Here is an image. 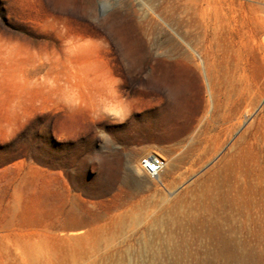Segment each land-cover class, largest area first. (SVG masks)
I'll use <instances>...</instances> for the list:
<instances>
[{"label":"rangeland","instance_id":"obj_1","mask_svg":"<svg viewBox=\"0 0 264 264\" xmlns=\"http://www.w3.org/2000/svg\"><path fill=\"white\" fill-rule=\"evenodd\" d=\"M255 1L234 13L245 30L264 17ZM202 2L0 0V264H264V94L213 120L238 56L221 48L203 115ZM246 57L259 70L260 51ZM161 93L182 143L156 137ZM147 153L186 154L159 183L134 166ZM206 191L212 211H179Z\"/></svg>","mask_w":264,"mask_h":264},{"label":"bare ground","instance_id":"obj_2","mask_svg":"<svg viewBox=\"0 0 264 264\" xmlns=\"http://www.w3.org/2000/svg\"><path fill=\"white\" fill-rule=\"evenodd\" d=\"M248 1L252 2V0ZM248 1L203 0L199 8L200 13L198 19L194 18L189 23V26H191L194 31L191 33L193 35V38L190 39H193V41L195 42V46L197 47L196 54L199 58V65L197 67L204 74L210 94V98L203 110V115L207 116L209 109L211 107L213 108L211 98L213 95V91L211 86L209 85V76L218 62L216 59V55L221 48L227 50L228 47L234 48L235 46H237L236 51L238 56L235 63L236 70L230 78H227L228 88L225 90L222 102L217 103L216 112L214 114L215 118L213 119L216 122L227 121L231 117V113L235 111L238 112L242 107L251 106V108H254L264 94V37L262 40L259 39V34L261 32H264V17L259 16L255 18V20H253L254 22H252L254 23V27L251 26L245 30L244 26L237 25V16L234 15L235 12H237L238 10H243L246 7L253 10H260L254 7L253 4ZM191 34L185 35L190 37ZM235 37L239 39V44L235 43ZM166 42L167 43L162 46L163 52L165 54L173 55L174 53L181 51V47L173 38L168 37V40ZM256 49L260 51L262 66L257 71L254 70L249 72L246 52L247 50L253 52V50ZM150 50L151 48L146 49L145 51V55L147 57H149V54L151 52ZM213 103L215 104V102ZM245 111H240L241 115L238 117L239 122L246 119L247 115L249 114V111ZM262 113V117L264 118V109ZM179 115V105L176 99L168 94L166 95L164 93H161L159 97L158 107L149 115L153 118V129L158 132L156 136L157 139L162 141L174 140L177 144L182 143L185 140V138L181 137L182 131L177 126ZM133 120L136 121L137 118H134ZM230 126H232V124H230ZM218 143L219 140L217 139L215 148ZM185 154L174 155L167 158L165 156V165L162 171L165 174L173 173V170L182 160ZM200 158L201 156L199 157V159ZM134 166L141 172L138 162H134ZM152 179H155L156 181L161 183L159 175ZM209 192L206 193V201L200 202L199 200V202H196L194 203V205L189 206L187 212L183 210L179 211L187 216L196 212H200L202 214L210 212L212 205L218 204L220 199ZM225 243L228 242L225 241Z\"/></svg>","mask_w":264,"mask_h":264},{"label":"built area","instance_id":"obj_3","mask_svg":"<svg viewBox=\"0 0 264 264\" xmlns=\"http://www.w3.org/2000/svg\"><path fill=\"white\" fill-rule=\"evenodd\" d=\"M138 164L143 174L149 178H155L162 172L165 159L160 154L148 153L138 159Z\"/></svg>","mask_w":264,"mask_h":264},{"label":"clouds","instance_id":"obj_4","mask_svg":"<svg viewBox=\"0 0 264 264\" xmlns=\"http://www.w3.org/2000/svg\"><path fill=\"white\" fill-rule=\"evenodd\" d=\"M114 112H116V115H119V112L116 109H113Z\"/></svg>","mask_w":264,"mask_h":264}]
</instances>
